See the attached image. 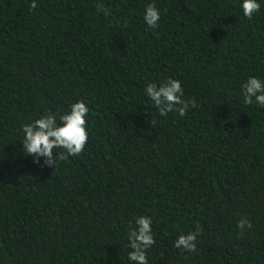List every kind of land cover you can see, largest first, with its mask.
<instances>
[{
  "label": "trees",
  "instance_id": "1",
  "mask_svg": "<svg viewBox=\"0 0 264 264\" xmlns=\"http://www.w3.org/2000/svg\"><path fill=\"white\" fill-rule=\"evenodd\" d=\"M31 2L0 0V264H136L140 216L148 264H264V107L242 94L264 80V4L249 19L242 0ZM168 78L184 116L146 95ZM81 100L78 155L23 150L24 124ZM189 233L195 250L176 248Z\"/></svg>",
  "mask_w": 264,
  "mask_h": 264
},
{
  "label": "clouds",
  "instance_id": "2",
  "mask_svg": "<svg viewBox=\"0 0 264 264\" xmlns=\"http://www.w3.org/2000/svg\"><path fill=\"white\" fill-rule=\"evenodd\" d=\"M261 4H264V0H242L243 15L251 19L253 13L259 12ZM30 6L35 8L36 0H32ZM160 18V11L155 4H149L145 8L143 19L149 28H157ZM145 92L162 116L173 110L180 116H184L190 107V103L182 99L184 92L180 80L168 78L159 86L149 83ZM242 94L246 105L255 103L257 106L264 107V80L249 77L242 85ZM89 111L86 103L81 100L73 103L70 111L59 116V123L55 116L46 115L32 123L24 124L22 127L23 150L35 157L48 158L49 164H56L57 157L54 155V149L62 148L67 155H78L89 138L86 129V116ZM63 155L60 154V158H63ZM35 162L39 163V160L36 159ZM246 225L251 227V224L244 219L238 223L241 230ZM128 240V247L132 249L128 252V260L135 261L136 264H148L146 251L155 242L152 235V219L148 216L137 217L136 227L129 233ZM195 240L194 233L181 234L175 240V247L195 250Z\"/></svg>",
  "mask_w": 264,
  "mask_h": 264
}]
</instances>
